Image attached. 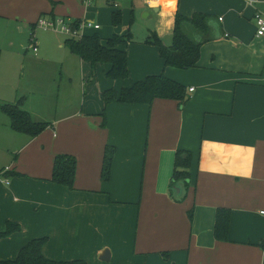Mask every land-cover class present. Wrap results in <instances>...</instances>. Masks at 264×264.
<instances>
[{
	"label": "crops",
	"instance_id": "1",
	"mask_svg": "<svg viewBox=\"0 0 264 264\" xmlns=\"http://www.w3.org/2000/svg\"><path fill=\"white\" fill-rule=\"evenodd\" d=\"M194 2L190 9H182L180 0H165L168 4L151 8L146 5L155 15V23L142 40L134 42L130 33L131 42L123 48L128 78H106L112 81V89L120 91L148 76L164 74L185 86L186 104L179 107L176 102L161 99L151 106L112 103L106 108L108 132L96 131L98 123L89 126L87 120L94 119L103 108L101 99V104L94 99L95 94L100 97L108 87L95 94L93 87L88 100L82 99V107L66 109L59 120L46 122L51 124L47 129L57 130L47 152L33 156V168L26 175L11 177V188L9 184L0 187L4 195L1 204L3 199L11 206L17 203L15 208L10 207L8 219L23 226L21 232L0 240V244L14 246L8 247V254H0V260H13L27 243L46 237L42 254L53 261L84 260L90 264L95 256L100 261L101 252L108 249L109 262L117 258L126 264H264V36L256 37L254 21L259 0L254 5L247 0ZM38 4L39 0L31 7L30 0H0V21L9 25L27 22L33 46L31 27L35 23L31 21ZM200 5L208 7V12L197 11ZM216 5L222 15L209 22L212 39L202 45L197 67H165L158 47L146 43L151 34L169 46L176 13L183 17L194 13L211 16ZM146 17L151 16L147 13ZM84 19L85 15L75 20ZM120 26H113L112 33L105 31L101 40L124 35L126 31ZM53 47L67 49L64 45ZM37 53L38 49L33 52ZM61 65L62 69L76 67L93 80L94 76H105L108 69L105 65L92 68L69 56ZM20 99H24L22 109L32 120L43 122L41 105H35L36 114L24 109L26 97L15 95L7 100L0 96V104H16ZM69 129L72 132H67ZM8 135L19 143L23 138H38L14 131ZM106 143L115 147L116 153L110 180L101 183ZM180 149L192 153L189 187L182 201L169 193L174 155ZM58 154L77 159L74 190L49 180L53 158ZM32 187L40 191L29 201L27 191ZM3 207L0 205V209ZM218 209L230 211L226 242L214 237ZM16 213L38 214L39 228H29L23 216ZM5 218L0 219V231Z\"/></svg>",
	"mask_w": 264,
	"mask_h": 264
},
{
	"label": "rangeland",
	"instance_id": "2",
	"mask_svg": "<svg viewBox=\"0 0 264 264\" xmlns=\"http://www.w3.org/2000/svg\"><path fill=\"white\" fill-rule=\"evenodd\" d=\"M34 1L35 0H30L29 7L32 6ZM160 3L164 4L165 0ZM194 3V0H180V6L182 9H190ZM219 8L220 7L216 5L212 10L213 12H210L213 19H215L217 15H222L219 12ZM255 8L259 10H257L258 12L264 14V0H259V3ZM207 9L208 7L200 5L197 8V11L202 13L208 12ZM221 11H224V9ZM112 12L121 13L122 22L120 29L126 32L129 30L130 33L133 34L134 42H136V40H142L150 30H153L155 15H152V11L145 5L144 0H83V2H81V0H39V4L32 14V17L34 18L31 22L36 23L39 18L50 20L52 19V15L56 18L64 17L65 19L70 18L74 20L77 18H84L85 15L86 21L93 25H98L101 29L96 32L92 29H87L84 34L88 35L97 33L102 39L105 31L112 33L114 30L110 20ZM147 13H149L151 17L144 18V14ZM77 21L80 22L81 20ZM20 27H22L23 30L20 29ZM29 30L30 28H28L27 22H11L9 25L7 21H0L1 97L7 100L12 99L15 95L18 97H26L28 101L24 109L33 111L36 114L35 105H41V108L44 110L42 115L45 117L43 122H52V119L59 120L63 116L62 113L64 110L75 106H79V108L82 107V99L86 97L88 100V97L93 93V90L95 94V91L104 90L105 87H108V89L111 88L110 84H113L112 81L107 80L102 73V76H94L93 80L92 76L89 78H86V76L84 77L85 74H81L80 69L76 67L67 65L62 69L61 64L67 56L78 60V57L76 56L71 57L67 49L62 51L53 47L59 46V48H61V46L64 45L66 36L63 34L52 31H43L38 27H34L35 39L33 41L35 47L38 49V53L34 55L32 50L33 44L30 42L32 31L30 33ZM145 41L143 44H146ZM153 46L157 47L155 45ZM42 56L44 58H42ZM82 79L85 80L84 84L87 85L86 89L82 86ZM94 99L101 104L98 93L95 94ZM95 103L96 102L93 104ZM98 112L99 114L95 115L96 117H93L94 119L87 120L88 125L96 127V124L98 123V129H96V131L101 130L108 132L107 110L106 126L104 128L101 126L100 114L102 108L99 109ZM33 119L41 121L38 120L39 118ZM3 120L6 124H4ZM64 126L66 127V124ZM49 130L50 129L45 130L38 136V138L32 141L22 137V143H19L18 139H13L8 135V133H12L9 127V119L6 115L0 114V171L5 167L10 168L11 172L25 175L27 171H31L33 168L31 164L33 156L41 154L42 151L47 152L48 146L54 140V135H57V130ZM67 132H72V129H69ZM106 145L111 146L107 143ZM26 178L37 181V179L29 176ZM10 182L11 179H9V188H11ZM101 183L103 182L101 181ZM3 186L5 185L0 183V187ZM39 191V188L32 187L31 190L27 191L29 194L27 200L30 201L34 199L33 193ZM1 196L4 195L0 194V199H2ZM10 200H12V197ZM0 205H4V207L0 209V219L1 217H6V220H4V229L0 232L5 230L6 221L17 223L20 226L19 232H21L23 226L17 220L8 219L11 217L9 216L10 207L15 208L17 203L14 202V205L11 206L10 203H6L3 199V204L0 202ZM16 215L23 216L22 220L29 228H39L41 220L38 217V214L16 213ZM8 236L3 237L2 239H7ZM11 244L12 243L8 242L0 244V254H8V247L11 246ZM93 260L95 261H92L90 264H126L125 260L120 261L117 258L109 263L98 261L96 256Z\"/></svg>",
	"mask_w": 264,
	"mask_h": 264
},
{
	"label": "trees",
	"instance_id": "3",
	"mask_svg": "<svg viewBox=\"0 0 264 264\" xmlns=\"http://www.w3.org/2000/svg\"><path fill=\"white\" fill-rule=\"evenodd\" d=\"M54 17L52 16V19ZM111 24L114 27L121 25L122 17L120 12L111 13ZM211 16L194 13L191 17H183L176 13L172 41L169 46L161 42L153 33L146 43L155 45L159 49V56L165 67L179 70H189L197 67L200 58V49L203 44L212 39L209 22ZM80 22H74L75 27ZM36 25L33 24L32 28ZM33 36V35H32ZM131 42V34L128 30L124 35L114 34L104 42L98 34L83 35L80 38H66L64 46L69 52L77 56L81 61L89 64L92 68L97 65L108 66L105 77L112 81L126 80L128 78L127 55L123 49ZM103 103L101 126H106V108L109 104L119 103L123 105H147L151 106L156 99L176 102L182 107L188 101L184 85L167 78L164 74L152 75L142 81L134 82L120 91L108 89L100 94ZM24 99L16 104H0V113L6 115L10 120L12 131L36 138L47 128L50 123L35 122L29 113L22 109ZM116 149L113 146L105 145L101 162L100 180L108 182L111 177V167L115 157ZM192 163V153L187 150H177L174 155L173 171L169 181V193L172 195V188L180 185L182 201L189 187V169ZM77 161L74 156L58 154L54 156L50 181L74 190L76 179ZM4 170V169H3ZM1 170L0 172H2ZM20 173L10 172L5 177H21ZM189 220L192 219V211L188 213ZM230 224V211L218 209L216 211L214 237L217 241L226 242ZM20 226L17 223L6 221L5 230L0 232V239L12 233L19 232ZM48 238L34 239L20 249L17 257L13 260H0V264H87L84 260L53 261L45 258L42 248Z\"/></svg>",
	"mask_w": 264,
	"mask_h": 264
},
{
	"label": "built area",
	"instance_id": "4",
	"mask_svg": "<svg viewBox=\"0 0 264 264\" xmlns=\"http://www.w3.org/2000/svg\"><path fill=\"white\" fill-rule=\"evenodd\" d=\"M162 0H144L145 5L151 7H155V5H160ZM249 5H254V1L247 0ZM76 20H71L69 18H57V19H50L46 20L45 18H39L36 22L35 27L42 29L43 31H52L56 33H60L66 36V38H80L84 35V32L87 29L98 30V25H93L92 23L84 20H81L78 26L75 27ZM254 21L256 25V37L264 36V14L256 11L254 15ZM33 52L37 51L36 47L33 46ZM191 89L190 91H192ZM9 171V168H4L2 172H0V183L4 185L9 184V179L5 177V174ZM261 215H264V211L261 212Z\"/></svg>",
	"mask_w": 264,
	"mask_h": 264
},
{
	"label": "water",
	"instance_id": "5",
	"mask_svg": "<svg viewBox=\"0 0 264 264\" xmlns=\"http://www.w3.org/2000/svg\"><path fill=\"white\" fill-rule=\"evenodd\" d=\"M158 9L155 8L154 12H157ZM147 16V14H144V18ZM172 195L174 197L175 200H179L181 195H182V188L180 185L174 186L172 188ZM110 259V251L108 249L103 250V252H101V255L99 256V260L102 262H109Z\"/></svg>",
	"mask_w": 264,
	"mask_h": 264
}]
</instances>
